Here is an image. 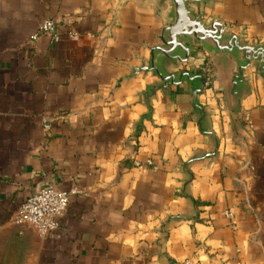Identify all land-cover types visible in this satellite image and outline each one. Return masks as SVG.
<instances>
[{"label": "crops", "instance_id": "obj_1", "mask_svg": "<svg viewBox=\"0 0 264 264\" xmlns=\"http://www.w3.org/2000/svg\"><path fill=\"white\" fill-rule=\"evenodd\" d=\"M189 9L264 45V0ZM171 16L169 0H0V244L27 237L13 216L28 196L79 191L58 230L29 228L27 264H264V77L251 66L234 86L240 58L192 40L187 63L164 68L192 77L147 104L159 80L131 69ZM44 19L59 42H32Z\"/></svg>", "mask_w": 264, "mask_h": 264}, {"label": "water", "instance_id": "obj_2", "mask_svg": "<svg viewBox=\"0 0 264 264\" xmlns=\"http://www.w3.org/2000/svg\"><path fill=\"white\" fill-rule=\"evenodd\" d=\"M172 5L171 20L163 28L159 36L160 44L150 49V60L144 62L139 67L131 69V76L139 74H154L159 80L158 83L150 86L143 97L148 104L149 99L156 96L158 91L169 90L172 86H180L184 78H191L188 72L180 74L169 73L164 68L171 62L187 63L189 57L193 54L194 48L190 46L192 40L201 44L208 51H212L220 56L239 57L237 76L234 78V86L245 82V71L253 66L257 68L259 74L264 77V45L248 44L244 36L227 35V28L218 20H212L209 24L203 23L199 15H195L190 9V4H201L204 0H169ZM121 0H119V4ZM194 78L201 81L199 90L192 93L193 106L199 109L204 116L202 109L196 104L198 95L204 89V80L200 76ZM219 148V142L216 141L215 151L207 156H215ZM188 165V164H187ZM186 165V166H187ZM191 181V174L186 170ZM183 187V192L185 187Z\"/></svg>", "mask_w": 264, "mask_h": 264}, {"label": "built area", "instance_id": "obj_3", "mask_svg": "<svg viewBox=\"0 0 264 264\" xmlns=\"http://www.w3.org/2000/svg\"><path fill=\"white\" fill-rule=\"evenodd\" d=\"M60 22L54 19H44L38 32L32 36V42L36 41L40 35H49L53 43L61 40L59 34ZM69 37L76 41L79 35L71 29L68 33ZM251 126L250 119L247 118ZM135 166L139 167L140 163L135 162ZM152 165L151 161L147 162ZM79 191L71 189L69 191L59 190L54 186H47L39 192L28 196L21 204L17 212L13 216V223L18 226H30L34 228L39 237L45 238L59 228L61 217L68 211L71 197L78 194ZM225 217L229 220L231 228H236V222L232 212L225 213ZM184 264H191L186 261Z\"/></svg>", "mask_w": 264, "mask_h": 264}, {"label": "rangeland", "instance_id": "obj_4", "mask_svg": "<svg viewBox=\"0 0 264 264\" xmlns=\"http://www.w3.org/2000/svg\"><path fill=\"white\" fill-rule=\"evenodd\" d=\"M19 227L23 228L27 237L20 243L0 244V250L4 254L0 264H27L29 255L35 250L36 239L33 231L29 229L32 227L24 225Z\"/></svg>", "mask_w": 264, "mask_h": 264}]
</instances>
